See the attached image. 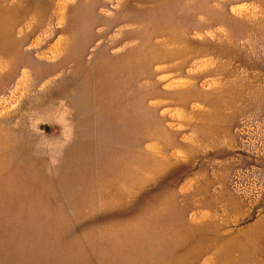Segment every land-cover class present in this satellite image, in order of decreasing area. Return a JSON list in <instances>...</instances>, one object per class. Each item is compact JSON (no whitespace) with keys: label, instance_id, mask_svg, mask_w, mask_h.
I'll use <instances>...</instances> for the list:
<instances>
[{"label":"rangeland","instance_id":"obj_1","mask_svg":"<svg viewBox=\"0 0 264 264\" xmlns=\"http://www.w3.org/2000/svg\"><path fill=\"white\" fill-rule=\"evenodd\" d=\"M0 264H264V0H0Z\"/></svg>","mask_w":264,"mask_h":264}]
</instances>
